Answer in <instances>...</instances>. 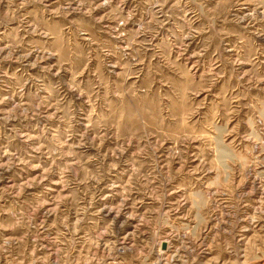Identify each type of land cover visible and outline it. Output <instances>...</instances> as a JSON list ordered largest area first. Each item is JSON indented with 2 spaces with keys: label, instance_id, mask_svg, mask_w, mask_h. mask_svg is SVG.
<instances>
[{
  "label": "rangeland",
  "instance_id": "rangeland-1",
  "mask_svg": "<svg viewBox=\"0 0 264 264\" xmlns=\"http://www.w3.org/2000/svg\"><path fill=\"white\" fill-rule=\"evenodd\" d=\"M0 264H264V0H0Z\"/></svg>",
  "mask_w": 264,
  "mask_h": 264
}]
</instances>
